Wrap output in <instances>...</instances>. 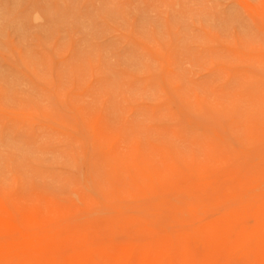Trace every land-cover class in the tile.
I'll use <instances>...</instances> for the list:
<instances>
[{
  "label": "rangeland",
  "instance_id": "1",
  "mask_svg": "<svg viewBox=\"0 0 264 264\" xmlns=\"http://www.w3.org/2000/svg\"><path fill=\"white\" fill-rule=\"evenodd\" d=\"M259 183L264 0H0V217L16 236L68 255L114 206L153 221Z\"/></svg>",
  "mask_w": 264,
  "mask_h": 264
},
{
  "label": "bare ground",
  "instance_id": "2",
  "mask_svg": "<svg viewBox=\"0 0 264 264\" xmlns=\"http://www.w3.org/2000/svg\"><path fill=\"white\" fill-rule=\"evenodd\" d=\"M167 177L164 189L174 185ZM134 182L141 185L138 194L144 196L147 187L138 179ZM210 183L200 182L204 187L201 192ZM175 187L181 195L200 193ZM225 194L196 211L205 201L191 203L196 198L182 208L175 204L153 209V221L136 216L137 207L114 206L113 219L95 231L97 238L89 240L85 235L68 255L54 254L60 249L56 240L45 243L29 233L16 236L2 216L0 264H264V183L236 192L227 190ZM202 197L209 196L202 193ZM226 198L240 199V205L209 223L195 224L187 219L186 214L192 211L212 215L211 210ZM249 218L254 219L253 224ZM127 236V241H121Z\"/></svg>",
  "mask_w": 264,
  "mask_h": 264
}]
</instances>
